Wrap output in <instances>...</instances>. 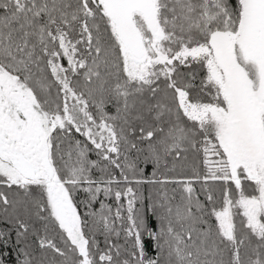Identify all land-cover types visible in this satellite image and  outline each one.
<instances>
[{
  "label": "snow or ice",
  "instance_id": "obj_1",
  "mask_svg": "<svg viewBox=\"0 0 264 264\" xmlns=\"http://www.w3.org/2000/svg\"><path fill=\"white\" fill-rule=\"evenodd\" d=\"M0 264H264V0H0Z\"/></svg>",
  "mask_w": 264,
  "mask_h": 264
}]
</instances>
